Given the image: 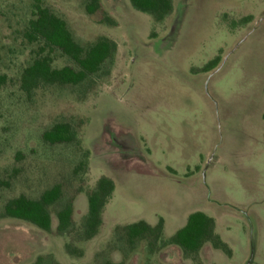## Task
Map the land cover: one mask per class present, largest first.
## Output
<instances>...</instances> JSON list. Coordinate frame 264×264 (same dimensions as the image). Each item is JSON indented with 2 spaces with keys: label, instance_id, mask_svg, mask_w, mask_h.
I'll list each match as a JSON object with an SVG mask.
<instances>
[{
  "label": "rangeland",
  "instance_id": "rangeland-1",
  "mask_svg": "<svg viewBox=\"0 0 264 264\" xmlns=\"http://www.w3.org/2000/svg\"><path fill=\"white\" fill-rule=\"evenodd\" d=\"M38 2L78 44L104 37L117 49L84 84L26 95L19 78L35 49L23 31L35 0H0V264H264V0H172L159 25L128 0H99L94 15L89 0ZM53 56V67L73 66ZM57 123L71 125L74 142L43 141ZM101 177L115 190L84 241L86 194ZM56 185L50 233L2 217L9 200H38ZM67 203L74 227L59 235L55 214ZM195 212L214 220L229 256L209 243L196 256L166 244ZM160 220L152 248L116 231Z\"/></svg>",
  "mask_w": 264,
  "mask_h": 264
},
{
  "label": "trees",
  "instance_id": "trees-1",
  "mask_svg": "<svg viewBox=\"0 0 264 264\" xmlns=\"http://www.w3.org/2000/svg\"><path fill=\"white\" fill-rule=\"evenodd\" d=\"M131 7L139 13L151 17L154 24H162L172 12V0H128ZM101 9L99 0H89L85 6L88 15H94ZM106 21H110L106 18ZM110 23V22H107ZM114 26V23L108 24ZM23 38L35 51L31 62L21 71L19 89L31 95L40 86L77 87L84 84L90 77L97 75L107 63L114 60L116 44L108 38H98L93 43L82 46L69 32L66 23L40 5L38 0L32 5V17L26 22ZM67 58L73 66L60 69L53 67L54 53ZM219 63L216 58L204 68L214 69ZM6 81L0 75V86ZM42 139L50 145L70 144L75 141L76 134L67 123H57L44 132ZM83 166V164H82ZM115 186L112 180L101 177L93 190L87 192V214L81 224L84 241L95 237L102 226L103 211L113 196ZM62 187L53 186L42 193L38 200L19 196L9 200L3 207L2 217L28 223L44 233L52 231L50 207L60 201ZM56 231L63 235L73 229V206L67 203L56 212ZM214 220L201 212L187 217L186 224L166 241L167 245L175 246L185 255L196 256L202 247L209 243L215 250L230 255L214 233ZM126 243L134 246L137 242H146L152 248L162 237L163 222L150 226L139 221L116 228ZM79 253L78 256H81ZM33 264H57L51 257L38 256ZM104 264L113 263L110 261Z\"/></svg>",
  "mask_w": 264,
  "mask_h": 264
},
{
  "label": "crops",
  "instance_id": "crops-1",
  "mask_svg": "<svg viewBox=\"0 0 264 264\" xmlns=\"http://www.w3.org/2000/svg\"><path fill=\"white\" fill-rule=\"evenodd\" d=\"M150 226H151V225H150ZM121 262H125V264H127L126 261H118V262H115V261H114L113 263H121Z\"/></svg>",
  "mask_w": 264,
  "mask_h": 264
}]
</instances>
